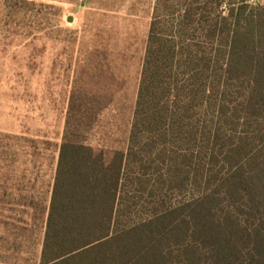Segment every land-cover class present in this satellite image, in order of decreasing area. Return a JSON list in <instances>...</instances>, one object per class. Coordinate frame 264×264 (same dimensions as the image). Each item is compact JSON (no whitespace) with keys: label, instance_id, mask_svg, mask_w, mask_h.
Wrapping results in <instances>:
<instances>
[{"label":"trees","instance_id":"trees-1","mask_svg":"<svg viewBox=\"0 0 264 264\" xmlns=\"http://www.w3.org/2000/svg\"><path fill=\"white\" fill-rule=\"evenodd\" d=\"M94 99L69 97L39 264H264V2L155 0L121 147L88 141Z\"/></svg>","mask_w":264,"mask_h":264},{"label":"rangeland","instance_id":"rangeland-1","mask_svg":"<svg viewBox=\"0 0 264 264\" xmlns=\"http://www.w3.org/2000/svg\"><path fill=\"white\" fill-rule=\"evenodd\" d=\"M154 3L0 0V263H40L74 87L105 108L88 141L123 145Z\"/></svg>","mask_w":264,"mask_h":264},{"label":"water","instance_id":"water-1","mask_svg":"<svg viewBox=\"0 0 264 264\" xmlns=\"http://www.w3.org/2000/svg\"><path fill=\"white\" fill-rule=\"evenodd\" d=\"M68 22H72V18H69V19H68Z\"/></svg>","mask_w":264,"mask_h":264}]
</instances>
